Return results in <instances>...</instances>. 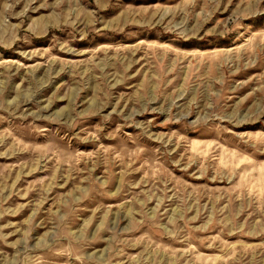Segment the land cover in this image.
Here are the masks:
<instances>
[{
	"label": "rangeland",
	"instance_id": "rangeland-1",
	"mask_svg": "<svg viewBox=\"0 0 264 264\" xmlns=\"http://www.w3.org/2000/svg\"><path fill=\"white\" fill-rule=\"evenodd\" d=\"M0 264H264V0H0Z\"/></svg>",
	"mask_w": 264,
	"mask_h": 264
}]
</instances>
